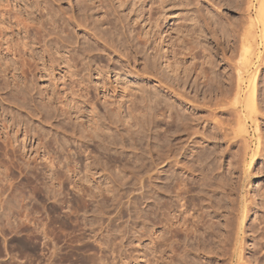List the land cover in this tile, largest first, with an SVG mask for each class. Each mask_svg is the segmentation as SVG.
I'll return each instance as SVG.
<instances>
[{"label":"rangeland","instance_id":"obj_1","mask_svg":"<svg viewBox=\"0 0 264 264\" xmlns=\"http://www.w3.org/2000/svg\"><path fill=\"white\" fill-rule=\"evenodd\" d=\"M258 1L0 0L8 38L32 12L43 41L24 75L0 43V264H227L242 196L264 264L259 25L235 100Z\"/></svg>","mask_w":264,"mask_h":264},{"label":"bare ground","instance_id":"obj_2","mask_svg":"<svg viewBox=\"0 0 264 264\" xmlns=\"http://www.w3.org/2000/svg\"><path fill=\"white\" fill-rule=\"evenodd\" d=\"M255 17L254 18H249V24L246 30L243 31L242 35H241V39H240V64L238 66V69L236 70L237 72V78H238V85L236 87V92H235V100H237V95L238 93L241 91V86L239 85L242 79V73L243 71L248 68L249 64H250V58L253 55V51H254V42H252L254 40V34L253 33L255 30V28L258 27V25L261 27V34L264 33V0L262 1H258V6L255 10ZM30 13V12H28ZM27 18H29L30 16H32L31 18H29L30 21H32V25H36L37 24L34 22L35 20H37V18H35V16L32 14H26ZM30 15V16H29ZM27 18L25 19V21L27 20ZM32 19V20H31ZM28 20V21H29ZM27 22V21H26ZM38 23V21H37ZM31 23H21V22H16L15 25L17 27H19V33L22 31L24 34V37L22 38V40H14V37H10L8 38V34H7V28L4 26H1L0 28V43L1 45H5L6 46V53L7 55H11L13 57V61L15 62H20V66H21V75L25 74V71L28 70V68H30L31 65V60L34 61V57L32 54V50L33 48H31V44H33L32 46H34V43H30L28 42L27 38L30 32H34V36H35V42L36 44L40 45L41 42H43L40 38V30H39V26L36 27L35 25L32 26L30 25ZM3 25V24H2ZM263 36V34L261 35ZM16 39V38H15ZM3 42V44H2ZM45 45V43L43 44V46ZM18 46L19 48L23 49V52L21 53L18 50ZM45 47V46H44ZM38 48V47H37ZM44 52L45 49H43ZM26 54L29 55L28 58L26 56ZM5 54V57L7 56ZM6 62V61H5ZM44 64V61H43ZM255 74H253L251 76V78L248 80V86L246 89V92L244 94V97L242 98L241 103L243 104L245 110L251 114L252 112L255 111L256 108V99H255V90H256V82H255ZM238 125L241 126L240 130L245 132V121L240 119L237 121ZM239 130V129H238ZM258 148V147H257ZM257 150V149H256ZM258 152H256L255 155H257ZM251 159V158H250ZM253 163V162H252ZM251 164V163H250ZM251 198H248L246 196H242L241 201H240V207L239 210L236 213L235 216V223H232L231 221H229L230 219L227 218L225 220L226 225H225V229H226V236H224V239H226V241H228V244L233 243L232 244V249H231V254L229 256V260L227 264H244L245 263V257H244V248H245V243H243V228H244V223H245V219L247 218L249 211V206H248V201ZM251 201V200H250ZM229 219V220H228ZM186 219H184L185 221ZM186 222V221H185ZM235 226V227H234ZM196 227V226H195ZM235 228V230H234ZM236 257L234 263H232L233 258Z\"/></svg>","mask_w":264,"mask_h":264}]
</instances>
